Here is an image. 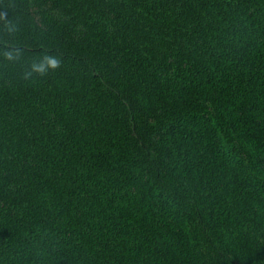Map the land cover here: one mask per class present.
Listing matches in <instances>:
<instances>
[{
  "label": "trees",
  "instance_id": "trees-1",
  "mask_svg": "<svg viewBox=\"0 0 264 264\" xmlns=\"http://www.w3.org/2000/svg\"><path fill=\"white\" fill-rule=\"evenodd\" d=\"M0 264H264V0H0Z\"/></svg>",
  "mask_w": 264,
  "mask_h": 264
},
{
  "label": "clouds",
  "instance_id": "clouds-1",
  "mask_svg": "<svg viewBox=\"0 0 264 264\" xmlns=\"http://www.w3.org/2000/svg\"><path fill=\"white\" fill-rule=\"evenodd\" d=\"M44 59L47 62V67L55 69V68L60 66V61L57 58L53 57V56H45ZM34 68H35L36 71H39L41 73H43L46 70V68L43 67V66H41V67L34 66Z\"/></svg>",
  "mask_w": 264,
  "mask_h": 264
}]
</instances>
